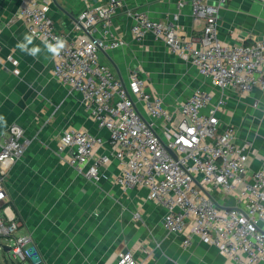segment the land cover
Returning a JSON list of instances; mask_svg holds the SVG:
<instances>
[{
    "label": "built area",
    "instance_id": "obj_1",
    "mask_svg": "<svg viewBox=\"0 0 264 264\" xmlns=\"http://www.w3.org/2000/svg\"><path fill=\"white\" fill-rule=\"evenodd\" d=\"M227 1L188 0L195 19L203 22L196 39L183 37L177 26L145 11H128L137 40L151 34L221 93L214 100L212 92L196 88L173 107L162 94L147 89L138 70L124 80L100 60L102 51L124 43L112 27L125 0L87 5L75 20L82 31L79 39L61 33L48 5L38 0L24 2L20 16L48 48L63 43L53 53L54 75L82 94L97 126L108 131V140L85 129L65 131L59 147L72 150L69 164L98 182L109 179L104 168L116 158L117 184L144 188L147 200L164 206L163 225L181 235L184 246L197 237L217 246L235 264H264V167L250 170L251 143L239 142L237 128L222 126L219 118L227 90L264 87V39L228 43L219 38V14ZM99 26L101 33L95 35ZM106 141L111 153L96 154V147ZM28 144L23 126L16 122L0 137V203L7 198L5 179ZM19 225L14 217H0V236L11 240L8 249L0 246L7 261L37 257L35 249L26 246L28 236L15 235ZM117 262L138 264L131 250L122 252Z\"/></svg>",
    "mask_w": 264,
    "mask_h": 264
},
{
    "label": "crops",
    "instance_id": "obj_2",
    "mask_svg": "<svg viewBox=\"0 0 264 264\" xmlns=\"http://www.w3.org/2000/svg\"><path fill=\"white\" fill-rule=\"evenodd\" d=\"M27 1L0 0V137L16 122L29 140L5 179L7 198L0 203V217L18 219L15 235L28 236L26 246L37 254L27 262L12 260L13 264H118L119 255L127 250L138 264H235L215 245L195 237L192 245L184 246L181 235L169 233L163 225L164 206L147 200L144 188L124 189L114 180L120 171L116 158L104 168L109 179L98 182L69 164L72 150L59 147L65 131L85 129L105 140L108 131L97 126L82 94L54 75L53 52L20 16ZM38 1L48 5L61 33L79 39L78 14L87 5L107 0ZM180 1L125 0L112 27L124 43L102 51L101 62L127 80L132 71L148 73L161 58L160 49L168 48L151 34L140 41L133 36L134 19L128 14L133 9L174 24L187 39L199 38L203 22L195 19L188 0L183 6ZM100 29L95 35H100ZM218 36L228 43L264 39V1L228 0L220 10ZM206 79L211 87L199 88L212 92L216 100L221 93ZM225 98L219 111L221 125L235 126L238 141L251 143V171L264 167V87L249 92L230 89ZM111 150L106 141L96 147V154Z\"/></svg>",
    "mask_w": 264,
    "mask_h": 264
},
{
    "label": "rangeland",
    "instance_id": "obj_3",
    "mask_svg": "<svg viewBox=\"0 0 264 264\" xmlns=\"http://www.w3.org/2000/svg\"><path fill=\"white\" fill-rule=\"evenodd\" d=\"M160 53L161 58H156L155 66L151 67L148 73L141 74V77L146 79L147 84L153 88L152 90L162 94L169 105H175L196 88L211 87V83L201 76L188 61L165 47L160 49ZM0 242L6 244L4 246L8 249L7 244H10L11 240L1 236ZM4 254L6 255V252L0 248V262L13 264L14 261L4 259Z\"/></svg>",
    "mask_w": 264,
    "mask_h": 264
},
{
    "label": "clouds",
    "instance_id": "obj_4",
    "mask_svg": "<svg viewBox=\"0 0 264 264\" xmlns=\"http://www.w3.org/2000/svg\"><path fill=\"white\" fill-rule=\"evenodd\" d=\"M26 39H28V40L30 41V40H31V37H26ZM62 47H63V43H60V44H58L57 47H51V46H50V49H51V51H52L53 53H56L57 50H58V48H62ZM33 51H35V50H33Z\"/></svg>",
    "mask_w": 264,
    "mask_h": 264
},
{
    "label": "water",
    "instance_id": "obj_5",
    "mask_svg": "<svg viewBox=\"0 0 264 264\" xmlns=\"http://www.w3.org/2000/svg\"><path fill=\"white\" fill-rule=\"evenodd\" d=\"M0 246H1V244H0ZM1 248V247H0ZM4 249L6 250L7 249V246H4Z\"/></svg>",
    "mask_w": 264,
    "mask_h": 264
}]
</instances>
